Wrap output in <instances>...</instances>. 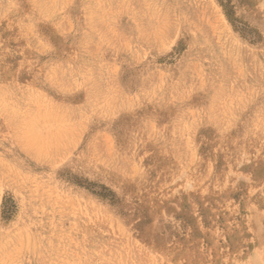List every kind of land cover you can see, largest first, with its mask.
I'll list each match as a JSON object with an SVG mask.
<instances>
[{
    "label": "rangeland",
    "instance_id": "374dc122",
    "mask_svg": "<svg viewBox=\"0 0 264 264\" xmlns=\"http://www.w3.org/2000/svg\"><path fill=\"white\" fill-rule=\"evenodd\" d=\"M0 264H264V0H0Z\"/></svg>",
    "mask_w": 264,
    "mask_h": 264
}]
</instances>
